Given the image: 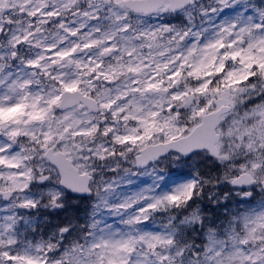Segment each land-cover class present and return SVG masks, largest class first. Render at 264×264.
<instances>
[{"label":"snow or ice","instance_id":"obj_1","mask_svg":"<svg viewBox=\"0 0 264 264\" xmlns=\"http://www.w3.org/2000/svg\"><path fill=\"white\" fill-rule=\"evenodd\" d=\"M0 264H264V0H0Z\"/></svg>","mask_w":264,"mask_h":264}]
</instances>
